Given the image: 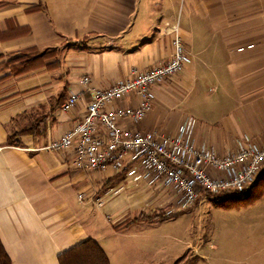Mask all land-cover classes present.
<instances>
[{
  "label": "crops",
  "instance_id": "crops-1",
  "mask_svg": "<svg viewBox=\"0 0 264 264\" xmlns=\"http://www.w3.org/2000/svg\"><path fill=\"white\" fill-rule=\"evenodd\" d=\"M166 23L179 25L192 61L153 88L152 107L136 128L175 135L191 117L194 138L220 155L245 136L264 143V0H0V240L11 264H59L60 253L87 238L105 250L100 239L111 229L157 221L135 220L141 190L109 192L111 169H77L71 151L44 147L83 118L89 91L74 108H61L70 89H82L83 75L90 87L104 88L172 56ZM52 48L60 50L32 70L11 73L25 50ZM135 105L129 96L110 107ZM37 118L43 122L19 135V145L6 143ZM205 240L188 250L204 263L208 241L217 246L212 232ZM260 247L242 263L264 264V257L248 263Z\"/></svg>",
  "mask_w": 264,
  "mask_h": 264
},
{
  "label": "built area",
  "instance_id": "built-area-1",
  "mask_svg": "<svg viewBox=\"0 0 264 264\" xmlns=\"http://www.w3.org/2000/svg\"><path fill=\"white\" fill-rule=\"evenodd\" d=\"M161 29L171 35L172 56L143 71L132 69L129 78L104 88L90 87V77L83 75L79 81L82 89H70L61 104L63 110H70L82 93L89 91L83 118L44 148L71 151V165L77 169H111L113 176L121 179L110 193L135 187L159 199L151 210L160 208L171 218L191 208L202 191L223 194L247 190L264 173V143L245 136L235 141L233 151L220 155L194 138L197 121L191 117L175 135L136 128L152 107L153 88L181 73L192 61L179 25H163ZM129 96L135 98V106L110 107Z\"/></svg>",
  "mask_w": 264,
  "mask_h": 264
},
{
  "label": "rangeland",
  "instance_id": "rangeland-1",
  "mask_svg": "<svg viewBox=\"0 0 264 264\" xmlns=\"http://www.w3.org/2000/svg\"><path fill=\"white\" fill-rule=\"evenodd\" d=\"M165 25L169 26L168 23ZM232 195V192L221 196L203 193L198 199V206L191 211L194 205L175 217L148 225H134L120 234H114L111 229L112 233L100 239V243L105 246L111 264H245L242 263L243 255L262 248L260 246L264 243V189L259 185L249 197L227 199L229 208L216 205V201ZM141 196L145 198L136 210L138 215L163 214L160 208L151 210L159 201L156 196L145 192ZM253 216L259 217L255 228H252ZM236 223L241 226L235 227ZM107 230L105 228V232ZM211 232L214 241L211 243L217 246L209 248L208 241L209 255L204 263L190 251L199 242L203 245ZM255 236L262 238L259 240ZM249 238L252 242L243 247L242 243H247ZM251 257L248 263L263 258L264 251Z\"/></svg>",
  "mask_w": 264,
  "mask_h": 264
},
{
  "label": "trees",
  "instance_id": "trees-1",
  "mask_svg": "<svg viewBox=\"0 0 264 264\" xmlns=\"http://www.w3.org/2000/svg\"><path fill=\"white\" fill-rule=\"evenodd\" d=\"M59 50L60 48H52L42 51H36L35 49L25 50L23 54H21V56L17 59L19 63L11 68V73L18 75L24 72H28L29 70H32L35 67L36 65V63H34L35 61L41 58L43 60L44 58H47L52 54H56V52H58ZM42 122L43 120L41 118L35 119L28 128L26 127L24 129L16 131L15 134L8 135V139L6 140V143L19 145L20 144L19 135L33 132L34 129L37 128ZM263 174L260 175L257 178V180L244 192L233 193L231 197H226L222 200L216 201L215 202L216 205L220 207L229 208L230 205L226 203L227 199L233 200L241 197L251 196L253 194V191L257 188V184L262 180ZM120 179H121L120 175L115 176V180L112 183H109L112 186L109 187L110 188L113 187L115 184H117L120 181ZM203 193L213 194L206 191L201 192V194ZM214 195L221 196L222 193H217ZM164 218H170V217L165 216L160 212H156L154 213V215L140 214L135 220L152 221V220H163ZM129 223H131V221ZM58 263L59 264H111L110 259L106 254L105 250L93 238H87L81 241L80 243L76 244L75 246L60 253L58 255ZM0 264H11V259L7 254L6 250L4 249L1 240H0Z\"/></svg>",
  "mask_w": 264,
  "mask_h": 264
}]
</instances>
